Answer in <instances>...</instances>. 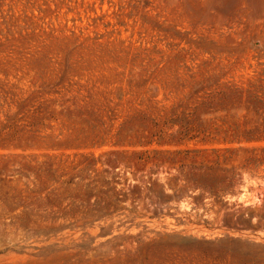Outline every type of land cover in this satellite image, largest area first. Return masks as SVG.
Here are the masks:
<instances>
[{
    "label": "rangeland",
    "instance_id": "obj_1",
    "mask_svg": "<svg viewBox=\"0 0 264 264\" xmlns=\"http://www.w3.org/2000/svg\"><path fill=\"white\" fill-rule=\"evenodd\" d=\"M0 264H264V0H0Z\"/></svg>",
    "mask_w": 264,
    "mask_h": 264
}]
</instances>
